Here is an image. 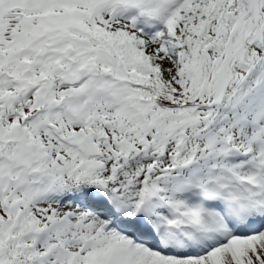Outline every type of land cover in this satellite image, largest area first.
I'll return each mask as SVG.
<instances>
[{
	"label": "snow or ice",
	"instance_id": "1",
	"mask_svg": "<svg viewBox=\"0 0 264 264\" xmlns=\"http://www.w3.org/2000/svg\"><path fill=\"white\" fill-rule=\"evenodd\" d=\"M0 264H264V0H0Z\"/></svg>",
	"mask_w": 264,
	"mask_h": 264
}]
</instances>
